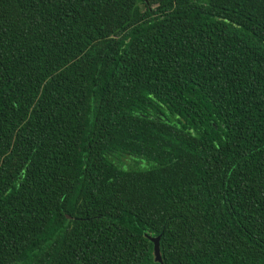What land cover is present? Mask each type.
I'll return each mask as SVG.
<instances>
[{
    "label": "trees",
    "instance_id": "1",
    "mask_svg": "<svg viewBox=\"0 0 264 264\" xmlns=\"http://www.w3.org/2000/svg\"><path fill=\"white\" fill-rule=\"evenodd\" d=\"M264 264V0H0V264Z\"/></svg>",
    "mask_w": 264,
    "mask_h": 264
},
{
    "label": "water",
    "instance_id": "2",
    "mask_svg": "<svg viewBox=\"0 0 264 264\" xmlns=\"http://www.w3.org/2000/svg\"><path fill=\"white\" fill-rule=\"evenodd\" d=\"M147 238L149 242L153 244L154 261L159 264H163L160 255V248H159L160 236H156V237L148 236Z\"/></svg>",
    "mask_w": 264,
    "mask_h": 264
}]
</instances>
